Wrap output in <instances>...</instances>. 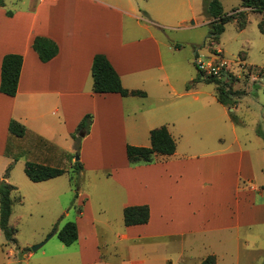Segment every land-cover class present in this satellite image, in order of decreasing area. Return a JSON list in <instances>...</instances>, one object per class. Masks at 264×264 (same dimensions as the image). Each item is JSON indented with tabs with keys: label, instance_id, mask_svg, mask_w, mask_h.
I'll list each match as a JSON object with an SVG mask.
<instances>
[{
	"label": "crops",
	"instance_id": "1",
	"mask_svg": "<svg viewBox=\"0 0 264 264\" xmlns=\"http://www.w3.org/2000/svg\"><path fill=\"white\" fill-rule=\"evenodd\" d=\"M194 12L193 0H27L25 9L15 11L7 10L4 0L0 7V74L7 54L22 56V67L15 96L0 92V158H21L30 148L34 153H29V162L69 174L77 161L74 144L64 148L60 140L74 139L81 120L92 114L93 124L83 135L79 173L106 171V188L101 194L105 201L111 198L114 210L122 215L124 226L118 237L129 244L120 248L123 255L135 244L149 246L147 252L153 254L155 247L164 245V250L179 248L178 262L185 258V247L191 242L206 250L194 257L199 264L208 256H214L215 264H246L248 257L252 260V251L264 250V237L258 238L264 233V132L257 128L262 142L254 149L241 147L234 126H227L230 133L226 135L223 131L225 106L216 94L209 97L203 86L194 85L192 76L188 88L178 89L161 73L159 31L163 21L182 24ZM38 36L58 47L57 55L45 63L32 49ZM215 49L201 56L195 50L193 63L198 57L211 56ZM96 54L108 59L123 88L145 95L93 93L91 66ZM259 79L264 82L263 77ZM148 85L156 91H147ZM137 116L138 124L133 121ZM262 117L264 121V107ZM11 121L24 126L22 137L10 133ZM162 125L176 142L172 155L158 156L156 162L141 166H130L128 160L113 166L88 163L94 157L88 144L112 140L121 142L126 152L127 141L134 135L140 143L132 141L133 146L149 147V132ZM213 137L228 140L229 145L218 144L200 153L205 148L202 144ZM177 140L193 145L179 152ZM253 156L262 163L258 177ZM78 196L81 208L75 219L78 238L74 243L79 244L81 264H112L103 257L101 229L90 195L83 190ZM140 205L149 208L148 222L126 226L123 210ZM250 239L259 242L255 250L247 248ZM30 257L28 253L26 258ZM167 263L173 261L130 262Z\"/></svg>",
	"mask_w": 264,
	"mask_h": 264
},
{
	"label": "rangeland",
	"instance_id": "2",
	"mask_svg": "<svg viewBox=\"0 0 264 264\" xmlns=\"http://www.w3.org/2000/svg\"><path fill=\"white\" fill-rule=\"evenodd\" d=\"M26 1L5 0L6 9L11 11L25 9ZM193 1L194 17L182 24L163 21L164 26L159 31L164 69L161 73H166L169 76L168 82L178 89L188 88L191 85L188 79L192 76L194 85L203 86V91L211 97L216 94V83L205 82L199 76L197 66L195 62L193 63V53L198 50L200 56L208 55L210 50L219 48L223 52L224 59L231 63L230 74H226L222 80V83L225 84L228 103L224 107L225 109H222L227 124L223 127V131L226 135L230 133L227 126H234L240 138L241 147L254 149L262 142L257 136V128L259 127L264 132V121L262 120L264 82L259 79L260 76L264 78V34L259 29V23L264 18V13L240 8V0H219L220 14L234 15L231 20L225 22L216 19L221 25L222 31L218 35L217 41L209 44L211 22H215L212 15L206 12L207 4L211 0ZM240 22H244L242 28L239 27ZM189 43L195 45L192 46ZM168 46L171 51L168 50ZM175 48L178 51H175ZM253 78H256L257 81H253ZM145 89L150 93L156 91V88L149 85ZM163 89H167V87L164 86ZM211 102L215 106H219L215 101ZM88 115L91 116L90 123L83 132L77 134V139L64 137L60 140V144L64 148L74 144V160L77 161H80L81 157L80 149L84 132L87 134L93 124V115ZM133 121L138 124L139 116ZM129 141H127V145H132V141L140 143V137L136 138L134 135H130ZM218 144H224L227 147L229 141L221 142L217 137L208 138L202 144L205 148L199 152L213 150ZM192 145L186 140H177L179 152L184 151L186 146L191 147ZM25 146L22 147L26 150L28 145ZM87 146L93 152L94 157L91 156L88 160L92 166L101 164L113 166L119 165L122 160L127 161L126 152L121 142L97 140ZM29 153H34V151L28 148L23 157L12 156V160L0 158V180L6 179L16 188L12 195L14 199L21 198V203L16 202L13 205L9 220V226L14 230L15 241L6 240L0 233V264H81L79 244L65 246L60 242L57 233L66 223L75 222L81 208L79 205L81 197L78 196V193L80 191L82 193L83 190L90 195L92 210L98 219L96 224L101 229V250L103 257L109 263L130 264L131 260L170 258L173 261L172 264H199L197 259L194 260V257L206 253L202 246H197L198 243L193 245L189 242L185 247V258L178 262L175 260L180 253L179 248L171 247L164 250V245H160V249L155 247L156 250L153 254L147 252L149 246L142 248L141 244H135L129 254L123 255L120 248L129 244L118 237L124 226L122 215L114 210V203L111 202L113 200L109 198V202L105 201V197L101 194V191L106 188L103 178L106 171L87 172L86 175H82L78 170L72 168L69 174H63L54 181L44 184L35 183L30 181L25 174V164L30 160ZM157 159L158 157L154 162ZM259 159L256 156H253L252 159L257 177L262 165ZM8 164L11 166L5 170ZM141 165L150 164L134 166ZM99 211H103V213L100 212L98 215ZM263 237L264 233L262 236H258L261 240ZM44 241L46 242L42 247L32 251L33 246ZM258 243L252 239L247 240L248 250H255ZM28 253L32 255L29 259L26 258ZM251 254L252 260L248 257L246 264H264V250L262 252L255 250Z\"/></svg>",
	"mask_w": 264,
	"mask_h": 264
},
{
	"label": "trees",
	"instance_id": "3",
	"mask_svg": "<svg viewBox=\"0 0 264 264\" xmlns=\"http://www.w3.org/2000/svg\"><path fill=\"white\" fill-rule=\"evenodd\" d=\"M4 5V0H0V7ZM240 7L251 11L264 13V0H240ZM206 12L212 15L215 22H211L212 28L209 32V44L216 42L218 35L222 31L221 25L216 19L222 22L229 21L234 14L221 15L219 0H211L207 4ZM244 22H240L242 28ZM259 29L264 34V18L259 23ZM32 49L38 55L41 62L45 63L54 58L58 53V47L55 42L45 37H35L32 42ZM22 67V56L18 54H7L3 57L0 74V92L7 96H15L17 92L20 71ZM92 92L96 94L118 93L121 96H144L142 91H129L123 88L117 72L114 70L108 59L102 54H96L92 60L91 66ZM200 76V73H199ZM205 82L216 83V96L219 103L227 106L225 84L222 81L208 78ZM91 116L86 115L79 123L76 133L72 134L77 139L76 134L83 132L84 128L90 123ZM10 133L17 137L25 134L24 126L15 121L9 125ZM85 133V132H84ZM150 146L139 147L126 145V157L129 165L151 164L158 156L172 155L176 150V142L170 135L166 126H160L152 129L150 132ZM74 169L80 170L81 164L76 161ZM65 173L64 169L49 167L42 164L27 162L25 164V174L32 182H42L59 177ZM15 190L13 186L6 183L3 179L0 181V232L5 239L14 242V230L9 226V219L12 213V207L21 198L12 197ZM149 208L146 205L128 206L123 210V220L126 226L140 225L148 222ZM60 242L65 246H70L78 238L77 226L75 222L66 223L57 233ZM201 264H215L214 256H208Z\"/></svg>",
	"mask_w": 264,
	"mask_h": 264
},
{
	"label": "built area",
	"instance_id": "4",
	"mask_svg": "<svg viewBox=\"0 0 264 264\" xmlns=\"http://www.w3.org/2000/svg\"><path fill=\"white\" fill-rule=\"evenodd\" d=\"M222 53L220 49H215L214 53L207 58H196L195 64L202 79L213 78L222 81L226 74H230L231 63L224 59ZM253 81L257 79L253 78Z\"/></svg>",
	"mask_w": 264,
	"mask_h": 264
},
{
	"label": "water",
	"instance_id": "5",
	"mask_svg": "<svg viewBox=\"0 0 264 264\" xmlns=\"http://www.w3.org/2000/svg\"><path fill=\"white\" fill-rule=\"evenodd\" d=\"M50 237H51V236H50ZM50 237H49V238H50ZM49 238H48V239H49ZM45 242H46V241L41 242V243H39V244L33 246V247H32V251H36V250H38L40 247H42V246L44 245Z\"/></svg>",
	"mask_w": 264,
	"mask_h": 264
}]
</instances>
